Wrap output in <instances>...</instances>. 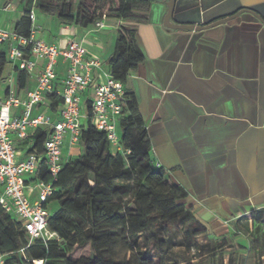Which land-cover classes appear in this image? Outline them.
I'll return each instance as SVG.
<instances>
[{
  "label": "crops",
  "instance_id": "crops-1",
  "mask_svg": "<svg viewBox=\"0 0 264 264\" xmlns=\"http://www.w3.org/2000/svg\"><path fill=\"white\" fill-rule=\"evenodd\" d=\"M147 1L149 9L135 11L133 20L107 16L98 28L64 24L38 10L36 0H0V26L14 31L30 10L36 38L60 49L71 41L82 43L101 63L93 70L89 96L112 70L109 60L120 27L134 28L143 60L129 72L126 89L147 127L155 164L187 191L181 203L214 234L225 235L238 216L264 207V0H174L170 15L172 0ZM226 18L204 29L176 27L209 26ZM43 66L38 60L21 87V70L8 63L0 100L9 90L20 97L33 90ZM67 68L60 57L56 90L62 89ZM51 103L44 95L34 114L48 111L60 120L62 105L53 111ZM30 148L21 143L18 157ZM81 151V144L70 147L66 140L62 159Z\"/></svg>",
  "mask_w": 264,
  "mask_h": 264
},
{
  "label": "trees",
  "instance_id": "trees-1",
  "mask_svg": "<svg viewBox=\"0 0 264 264\" xmlns=\"http://www.w3.org/2000/svg\"><path fill=\"white\" fill-rule=\"evenodd\" d=\"M147 0H36L35 7L56 15L64 24L88 27L103 14L133 20L135 11H147ZM30 10L16 24L15 32L29 37L32 31ZM9 45L0 49V80L8 60ZM30 55V46L23 49ZM143 54L136 31L121 26L115 50L110 57L112 75L125 87L129 72L138 67ZM29 73L20 71L18 81L25 86ZM127 91V89H126ZM50 107L57 111L63 104L57 93H48ZM121 145L125 153L113 152L104 131L98 130L91 118L82 129L81 153L63 165L54 192L47 203L56 201L58 209L49 219V229L56 236L44 242L30 241L22 223L0 207V255L4 264H237L233 253L225 262L227 238L217 235L197 218L181 200L187 191L171 182L167 170L155 164L147 127L141 118L137 102L128 91L119 121ZM50 129L38 128L31 134L30 151L43 153ZM128 151V153H127ZM33 180L50 181L45 160L40 163ZM240 219V218H239ZM251 237L250 251L264 264V207L243 216ZM240 220L232 227L242 232ZM175 225L192 241L198 257L180 260L159 237L162 231ZM205 236V242L198 237ZM187 238V239H188ZM124 243L131 252L118 257L115 245ZM144 244V249L141 247ZM89 247L91 255L74 258L76 248ZM241 247V246H239Z\"/></svg>",
  "mask_w": 264,
  "mask_h": 264
},
{
  "label": "built area",
  "instance_id": "built-area-1",
  "mask_svg": "<svg viewBox=\"0 0 264 264\" xmlns=\"http://www.w3.org/2000/svg\"><path fill=\"white\" fill-rule=\"evenodd\" d=\"M30 18L34 20L33 11ZM106 18L107 15L103 14L95 26L103 27ZM5 44L9 45V63L15 64L19 70L32 74L38 60L44 61V66L36 76V87L24 97L9 90L8 95L0 100V207L22 223L30 241L46 242L56 236L49 229L53 211L48 208L50 202L47 200L53 194V183L66 163L62 159L64 142L67 140L70 147L80 144L82 129L91 118L96 128L106 133L112 151L126 154L118 128L127 91L111 71L106 74L104 83L94 87L92 96L87 95L94 81L93 70L101 63L90 56L80 42L71 41L66 48L60 49L36 38L33 29L29 37H23L0 26V49ZM28 46L29 56L23 51ZM60 57L68 62V68L59 91L54 88V80ZM45 93L61 96L60 120L48 111L34 114L35 106L44 102ZM19 107L20 113L14 114L13 110ZM38 128L50 129L43 153L29 151L24 158H19V145L25 143L32 147L30 137ZM42 160H45L51 178L48 182L33 180ZM4 263V256L0 255V264Z\"/></svg>",
  "mask_w": 264,
  "mask_h": 264
},
{
  "label": "rangeland",
  "instance_id": "rangeland-1",
  "mask_svg": "<svg viewBox=\"0 0 264 264\" xmlns=\"http://www.w3.org/2000/svg\"><path fill=\"white\" fill-rule=\"evenodd\" d=\"M3 79L0 80V85H3ZM56 204V205H55ZM56 201L50 202V208L52 211L58 209ZM250 213L247 215H240L235 220H240L239 225L242 228V232H236L231 226L229 227L228 233L225 235H217V240H221L222 238H227L228 247L225 249V262L227 261V256L230 253H233L236 257L237 264H257L256 255L250 251L251 246V237L250 235L244 231L247 226H245V220H241L243 216L250 217ZM240 218V219H239ZM159 237L165 242L166 246H169L170 251L174 253L180 260H183L185 257H198L197 251L195 247L192 246V241L189 239L183 232L182 229H179L175 225H172V228L169 230H164L160 233ZM188 238V239H187ZM199 242H205L207 238L205 236L198 237ZM142 249H144L143 242L140 243ZM241 246V247H239ZM128 247L121 242H118L115 245V252L118 257H123L124 255L129 256L131 254L130 251L127 250ZM92 251L89 247L85 248H76L74 251V258L78 259L84 255H91ZM199 258V257H198ZM204 264H211L210 259L207 257H203ZM38 262V261H37ZM36 262V264H37Z\"/></svg>",
  "mask_w": 264,
  "mask_h": 264
},
{
  "label": "water",
  "instance_id": "water-1",
  "mask_svg": "<svg viewBox=\"0 0 264 264\" xmlns=\"http://www.w3.org/2000/svg\"><path fill=\"white\" fill-rule=\"evenodd\" d=\"M173 2H174V0H172V4L170 5V8H169V15H170V13H171V11H172V9H173ZM233 17V16H232ZM231 17V18H232ZM169 19V18H168ZM228 19H230V18H226V19H222V20H219V21H217V22H214V23H212V24H210L209 26H192V25H184V24H178L176 27H178V28H183V29H190V30H194V29H196V30H198V29H204V28H207V27H211V26H214V25H217V24H220V23H223V22H226ZM264 22V21H263Z\"/></svg>",
  "mask_w": 264,
  "mask_h": 264
},
{
  "label": "bare ground",
  "instance_id": "bare-ground-1",
  "mask_svg": "<svg viewBox=\"0 0 264 264\" xmlns=\"http://www.w3.org/2000/svg\"><path fill=\"white\" fill-rule=\"evenodd\" d=\"M37 264H43V262L42 261H38Z\"/></svg>",
  "mask_w": 264,
  "mask_h": 264
}]
</instances>
